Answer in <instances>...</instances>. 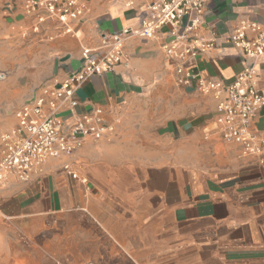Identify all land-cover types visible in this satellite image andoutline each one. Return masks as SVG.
I'll list each match as a JSON object with an SVG mask.
<instances>
[{
	"label": "crops",
	"instance_id": "1",
	"mask_svg": "<svg viewBox=\"0 0 264 264\" xmlns=\"http://www.w3.org/2000/svg\"><path fill=\"white\" fill-rule=\"evenodd\" d=\"M205 3L192 38L220 46L181 65L227 86L248 61L225 40L243 21L264 28V0ZM79 4L82 19L63 25L0 0V153L1 137L14 131L24 104L79 71L83 50L99 47L103 33L135 29L150 15L138 0ZM173 39L170 27L152 39H129L114 71L75 90V106L56 100L65 129L93 112L106 129L101 139L88 137L82 149L47 161L29 183L12 180L0 189V236L11 232L26 243L13 260L264 264L261 158L223 140L213 93L179 81L180 62L162 48ZM256 70L264 94V57ZM251 123L264 140V107Z\"/></svg>",
	"mask_w": 264,
	"mask_h": 264
},
{
	"label": "built area",
	"instance_id": "2",
	"mask_svg": "<svg viewBox=\"0 0 264 264\" xmlns=\"http://www.w3.org/2000/svg\"><path fill=\"white\" fill-rule=\"evenodd\" d=\"M4 1L10 9L15 1L21 2L24 14L37 15L39 22L52 18L65 25L81 20L85 13V7L80 6L79 0ZM138 1L144 3L150 13L148 19L135 29L103 33L99 47L83 50V65L79 71L72 73L57 88L46 90L45 96L24 104L17 111L16 128L1 137L0 189L9 187L12 180L29 183L34 171H40L52 158L69 156L82 149L88 137L101 139L106 127L98 112L86 114L65 129L57 117L56 100L69 101L75 106V90L94 76L114 71L123 60V50L129 39H152L169 27L174 39L162 48L168 59L180 62L176 68L179 81L188 87L195 83L197 90L204 94L213 93L219 100L217 123L223 128V140L241 145L245 154L261 158L264 166V140H258L251 131V121L264 107V94L255 84L256 63L264 57L263 26L258 22L243 21L227 36L225 42L237 48L248 65L233 83L225 86L217 80L185 71L181 65L188 58H196L205 50L220 46L217 40L199 43L192 38L203 22L205 0ZM128 5L133 6L131 3ZM34 30L37 31L38 27ZM50 97L53 98L49 103L51 112L46 113L44 107Z\"/></svg>",
	"mask_w": 264,
	"mask_h": 264
},
{
	"label": "rangeland",
	"instance_id": "3",
	"mask_svg": "<svg viewBox=\"0 0 264 264\" xmlns=\"http://www.w3.org/2000/svg\"><path fill=\"white\" fill-rule=\"evenodd\" d=\"M4 219L0 220V224H3ZM1 227V226H0ZM0 236V264H34V262L26 261L24 259L20 261L13 260L14 257L19 255L21 249L26 246L25 240L14 233H4ZM35 264H47L42 260H38Z\"/></svg>",
	"mask_w": 264,
	"mask_h": 264
}]
</instances>
